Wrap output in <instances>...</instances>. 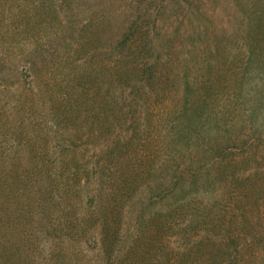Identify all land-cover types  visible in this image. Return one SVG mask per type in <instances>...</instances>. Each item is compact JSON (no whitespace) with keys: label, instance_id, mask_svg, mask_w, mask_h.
Masks as SVG:
<instances>
[{"label":"trees","instance_id":"obj_1","mask_svg":"<svg viewBox=\"0 0 264 264\" xmlns=\"http://www.w3.org/2000/svg\"><path fill=\"white\" fill-rule=\"evenodd\" d=\"M230 1L241 6L238 16L247 27L242 41L247 54L239 65L236 103L229 108L224 104L226 109L218 98L224 75L220 80L219 75L211 78L215 65L209 61L206 73L198 75L193 58H187L182 75L179 70L173 71L174 77L168 74L175 88H181L182 97L175 104L156 101L164 55L153 49L155 34H135L140 26L134 19L118 37L98 34L90 20L83 24L88 31L73 43L72 55L78 53L79 59L92 53L90 60L97 64L87 74L66 70L59 81L53 70L42 74L44 66L32 61L21 69L19 75L28 78L19 93L21 103L30 101L33 107L34 95L26 89L42 80L37 91L43 102L35 105H41L43 120L58 138L53 145L57 151L55 159L46 160L44 150L49 147L37 146L31 158L22 154L25 149L20 145L11 147L10 158L5 157L10 150H0V264H46L45 260L48 264H156L154 255L166 247L151 236L168 235L160 229H151L149 235L145 229L182 224L179 210L165 211L167 216L160 208L172 206L180 196H191L197 186L214 193L221 182H229V172L240 160L248 161L250 143L264 144V0ZM51 2L52 14H58L74 0H40L39 6L47 9ZM29 10L36 21L51 16L49 11L45 15ZM25 46L31 51L39 44L26 41ZM220 48L215 43L210 51L217 54ZM11 56L10 47L6 60ZM138 58L144 60L136 63ZM6 60L0 59L1 69L12 66ZM236 123L248 129L246 134L236 133ZM244 180L229 191L224 215L216 218L220 228L207 234L217 260L190 253L206 244L201 239L200 245L183 249L182 262L168 257L163 259L165 264L246 263L243 253L252 252L264 231L250 221L242 225L248 214L239 218L236 211H247L254 196L255 182ZM212 203L220 201L216 198ZM162 218L167 220L164 224ZM96 225L101 227L99 240H93ZM244 237L248 242L240 248ZM82 241L85 245L79 246ZM90 247L99 250L95 261L85 259L84 248Z\"/></svg>","mask_w":264,"mask_h":264},{"label":"rangeland","instance_id":"obj_2","mask_svg":"<svg viewBox=\"0 0 264 264\" xmlns=\"http://www.w3.org/2000/svg\"><path fill=\"white\" fill-rule=\"evenodd\" d=\"M34 1L0 0V36H2L0 59L6 60L10 53V47L12 53V56L6 60L12 63V66L5 69L0 68V150L2 152L10 150V152H6V158L14 155L11 147H16V145L25 149L22 154L28 158L36 153L34 148L38 149L37 146L40 149L50 148L48 152L44 150L48 153L46 160L56 158L54 151L57 150L53 149V145L58 138L50 131L47 121L43 120L45 113L41 109V105H35L42 98L41 93L37 91L42 80H37L32 88L26 89L27 94L34 95L31 97L34 101L31 108L29 107L31 106L29 105L30 101L28 104L27 102L21 103L19 99V93L22 92V87L27 86L28 79L27 76L19 75V72L28 65L29 61H32V65L44 66L42 74H45L47 69L49 72L53 70V73L59 77V81L62 80L66 70L72 73L85 71L87 74L88 70L97 64V60H90L92 53L88 54L87 52L78 59V53L72 55V47L77 38L86 35L85 31L88 29L84 31L83 24L88 20L95 24L91 29L98 34H103L106 38L110 34L116 37L121 36L126 31L127 25L132 23V19L137 20L140 26L135 32L137 36L156 35L158 45L154 44L153 49L159 52V55H164L163 62L159 63L163 70L162 75L158 74L161 75V79L159 78L156 84V86H160L155 91L156 101L164 99L175 104L177 99L182 97L181 88H175L176 82L168 74L174 77L173 71L179 70L182 75L186 70L187 58H193L192 63L196 65L197 69L195 68V70L198 75L206 73L207 61L213 62L215 65V69L210 75L211 78L217 79L219 75L218 80H220V75H224V80H220L223 83L222 89L218 90L219 102L222 103L223 108L224 104L229 108L236 103L233 93L234 89H237V81L241 77L238 75L239 65L241 66L242 59L247 54L245 46L242 47L247 27H244L243 20L238 16L239 9H241L238 2L233 3L230 0H74L67 7L61 8L60 13L52 14V2L45 9L39 6L40 0H37L38 4H34ZM247 1L244 0L243 3ZM28 8L43 13L49 11L51 16L36 21L31 17L33 12ZM44 14L42 15L44 16ZM148 29L151 30L150 33ZM237 35H241L242 39ZM26 41H36L39 46L30 51L25 46ZM215 43L221 45L217 54L210 51L215 47ZM167 55L168 59H166ZM74 57L77 59L71 62ZM143 60L138 58L136 63H141ZM192 74L194 75V71ZM107 75L110 78V70ZM105 82L108 83L107 78ZM180 83L179 80L178 84ZM164 90H167L165 98L163 97ZM247 130L240 123L235 128L236 133L246 134ZM49 131L51 134L47 133ZM2 152L0 155L3 154ZM246 158L248 161L242 159L235 168L229 169V173H231L229 182H221L220 188L214 193H205L202 186H197L198 191L191 196H180L172 206L166 205L160 208L163 209L161 212L167 216L169 214L165 211L179 210L180 217L178 218L181 219L182 224H168L170 229L155 225H150L148 230L145 229L147 232L151 229L155 231L160 229L162 233L168 235L162 238L151 236L154 239H161V243L166 247L165 251L162 250L154 255L156 264H165L163 259L168 257H175L179 262H182L185 257L183 249L190 244V246L198 244L201 239L206 244L202 245L201 249L193 248L190 253H194L198 257L200 252L203 257L207 256L209 260H217L214 251L210 252V250H214V247L212 243H208L207 234H212L220 228L221 225L216 220L217 215H224L223 210L229 191L231 189L233 191L237 185L240 187L241 183L245 181L244 178L255 182V192L247 211H239L242 209H236V211H238L239 218H241V213L248 214L247 223L244 222L242 225H247L250 221V225H257L255 228L261 227L264 231V144L261 145L255 140L253 145L250 143L247 147ZM200 184H202L201 181L198 182V185ZM203 185L206 186V183ZM185 187L188 189L190 183L186 182ZM261 190L263 196L260 194ZM224 193H227V196L223 195ZM216 198L220 201L219 204L212 203ZM164 219L162 218V220ZM166 221L165 219L160 224H164ZM211 221L215 225H209ZM242 225H238V227H243ZM213 227L215 228L213 229ZM100 231V225L93 227V240H99ZM148 234L150 235L149 232ZM246 234L249 235V231ZM256 241L258 244L253 245L254 249L249 255L243 253V256L247 258L246 263L244 261L243 263L264 264V236ZM247 242V237L240 239V248L244 247ZM83 245H85V241H82L79 246ZM98 252L99 250L95 247L84 248L85 259L95 261L98 258ZM45 261L48 264V261Z\"/></svg>","mask_w":264,"mask_h":264}]
</instances>
